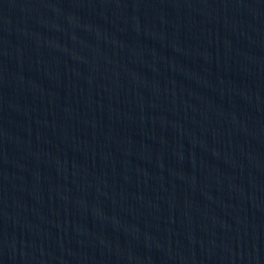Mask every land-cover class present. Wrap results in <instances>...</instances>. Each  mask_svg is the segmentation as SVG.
Segmentation results:
<instances>
[{
	"label": "water",
	"instance_id": "1",
	"mask_svg": "<svg viewBox=\"0 0 264 264\" xmlns=\"http://www.w3.org/2000/svg\"><path fill=\"white\" fill-rule=\"evenodd\" d=\"M0 264H264V0H0Z\"/></svg>",
	"mask_w": 264,
	"mask_h": 264
}]
</instances>
